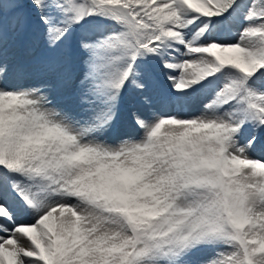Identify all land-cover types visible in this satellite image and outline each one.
Returning a JSON list of instances; mask_svg holds the SVG:
<instances>
[{"label": "snow or ice", "instance_id": "6c2138e0", "mask_svg": "<svg viewBox=\"0 0 264 264\" xmlns=\"http://www.w3.org/2000/svg\"><path fill=\"white\" fill-rule=\"evenodd\" d=\"M0 264H264V0H0Z\"/></svg>", "mask_w": 264, "mask_h": 264}, {"label": "rangeland", "instance_id": "374dc122", "mask_svg": "<svg viewBox=\"0 0 264 264\" xmlns=\"http://www.w3.org/2000/svg\"><path fill=\"white\" fill-rule=\"evenodd\" d=\"M130 130V129H129ZM129 132V131H128ZM129 134H133V135H135V133H132V132H129Z\"/></svg>", "mask_w": 264, "mask_h": 264}, {"label": "bare ground", "instance_id": "6f19581e", "mask_svg": "<svg viewBox=\"0 0 264 264\" xmlns=\"http://www.w3.org/2000/svg\"><path fill=\"white\" fill-rule=\"evenodd\" d=\"M127 130H129V129H127Z\"/></svg>", "mask_w": 264, "mask_h": 264}]
</instances>
